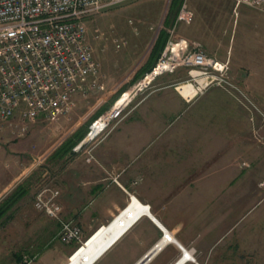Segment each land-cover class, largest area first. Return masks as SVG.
Returning a JSON list of instances; mask_svg holds the SVG:
<instances>
[{
	"label": "crops",
	"instance_id": "1",
	"mask_svg": "<svg viewBox=\"0 0 264 264\" xmlns=\"http://www.w3.org/2000/svg\"><path fill=\"white\" fill-rule=\"evenodd\" d=\"M185 2L189 8L187 0ZM228 2L233 8V0H201V32L198 35L188 28L182 31L184 34L179 33L176 27L181 22L175 20L169 28L174 27L181 36L201 41L209 56L227 63L233 80L264 112V12L240 6L234 16L230 8L227 12L224 10ZM113 91H110L111 96ZM199 95L186 101L174 84H161L126 108L121 120L104 136L86 142L80 151L72 150L60 157L49 158L50 154L32 159L31 137L39 131L43 120L32 123L26 138L11 142L6 159L0 158V172L6 175L0 183V199L14 194L8 201L10 205L13 203L14 210L21 212L11 223L20 227L12 232L11 240H20L12 264H18L23 253L35 256L33 264H68L105 229L117 231V228L122 230L89 264H175L182 256L177 243L194 249L195 262L184 264H201L204 260L201 259V194L206 189L201 187L200 179L210 176L237 179L250 167L253 153L248 155V152L253 150V142L247 133L239 132L244 127L243 109L220 88L214 96L223 116H219L216 129L225 132V138L218 142L227 147L224 152L222 148L214 150L210 155L213 158L205 159L207 155L192 153L183 138L157 140L174 115ZM74 100L75 106L70 113L52 124V129L61 133L52 152L85 118L94 120L109 108L108 102L102 104L100 100L90 106V101L80 95H75ZM240 145L245 147L244 158L237 154ZM90 155L92 159L88 160ZM35 170L39 175L38 186L50 185L59 190L57 200L61 205V218L80 228L86 244L60 242L58 221L34 210V195L29 198L32 182L28 185L26 180ZM190 179L194 180L190 182ZM12 184L14 191L8 188ZM131 194L140 204L148 205V213L136 215L132 210L133 219H116L128 207ZM215 206L227 208L226 204ZM235 223H226L225 233L233 229ZM100 228L103 229L98 231ZM161 228L174 241L163 242ZM222 236L220 234L216 242ZM236 249L237 241L224 246L219 258L225 261L214 264H234L231 260L236 258Z\"/></svg>",
	"mask_w": 264,
	"mask_h": 264
},
{
	"label": "built area",
	"instance_id": "2",
	"mask_svg": "<svg viewBox=\"0 0 264 264\" xmlns=\"http://www.w3.org/2000/svg\"><path fill=\"white\" fill-rule=\"evenodd\" d=\"M127 1L130 0H0V133L7 131L11 137L21 138L36 120L51 123L70 113L75 106V95L86 97L91 91L104 90V84L99 80L100 63L93 57L85 18ZM240 6L264 12V0H233L234 16ZM193 17L183 0L175 22L190 24ZM167 32L168 39L155 65L128 91L126 104L114 108V102L111 108L98 115L73 151H80L86 142L109 132L121 120L122 109L136 91L142 90L156 77L173 73L181 67L188 69L189 78L174 83V87L186 101L211 86L221 87L247 112L256 137L253 131L256 115L264 124V112L233 80L227 63L209 56L200 42L177 34L174 27ZM94 33L95 37L106 39L105 33L99 29ZM112 43L115 51L126 45V41L116 38ZM184 84L194 87L192 96L178 90ZM91 159L90 155L88 160ZM58 196L59 190L55 187L40 185L34 193L32 206L37 212L58 221L57 238L60 242L82 245L80 228L61 218ZM133 200L131 194L128 206L132 210L138 214L148 213V205ZM161 229L163 242L174 241L164 228ZM177 246L182 256L175 264L182 259L181 264L195 262L192 247L186 249L178 243ZM34 259V255L23 253L18 264H33Z\"/></svg>",
	"mask_w": 264,
	"mask_h": 264
},
{
	"label": "rangeland",
	"instance_id": "3",
	"mask_svg": "<svg viewBox=\"0 0 264 264\" xmlns=\"http://www.w3.org/2000/svg\"><path fill=\"white\" fill-rule=\"evenodd\" d=\"M170 1L130 0L108 7L85 18L88 40L93 49V57L100 63L99 80L104 84V90L91 91L86 97H83L85 100L90 101V106L100 100L101 102L99 101V103L102 104L108 102L109 108L115 102L114 108H116L125 100L128 91L142 79L140 78L130 83L136 71L148 59L160 29L164 28L163 22L167 15ZM187 4L194 14L193 21L190 24L179 23L176 31L182 33L185 28H188V31L190 30V32L198 35L201 32V0H187ZM224 6L226 12L229 8L230 12H232L231 2ZM95 29L105 33L104 37L106 39L95 37ZM164 29L167 32L168 27ZM114 38L126 41V45L119 51H115L113 48L112 39ZM188 78V69L184 67L178 68L173 73L156 77L142 90L136 91L137 93L131 97L132 99L130 98L120 115L122 116L126 108L135 105L140 97H143L153 89L159 88L161 84L168 82L174 84ZM121 87L124 89V92H122L124 95L121 96L122 93H120L118 98L112 101ZM113 88L117 89L113 91ZM216 88L217 86L210 87V91L206 95L201 96L200 94L193 103L184 105L173 118L171 117V121L159 133L157 140L183 138L185 143L189 144V149H191L192 153L199 156L201 154L207 155L205 159L213 158L210 155L214 150L217 151L222 148L221 151L224 152L227 147L218 142L225 138V132L216 129L218 118L223 115L222 111L217 108L218 105L215 103L217 99L214 96V92L218 91V88H222ZM111 90L113 91L112 96L110 94ZM230 99L228 97V101H235ZM239 107L241 108V106ZM258 107L262 110L259 105ZM243 111L245 119L241 117V121H243L242 125L244 127L239 132L247 133L253 142V150L248 152V155L253 153L250 167L243 170L237 179H219L213 176L200 179L201 187L206 189L201 194V197H203L201 199V259H204L201 264H214V262L219 260L220 262L225 261L219 258V253L224 252V246L235 244L236 241V258L233 257L231 262H234V264H264V124H261V119L256 115V127L253 130L255 137L251 123L248 120V114L244 109ZM92 121L90 117H87L78 128L87 126L88 131ZM54 122L43 121L42 125L38 127L39 131L32 135L29 149L32 159L49 156L52 153L54 144L61 138L59 137L61 133H57L52 129ZM28 133L21 138L11 137L7 131L0 133V158L6 159L7 154L10 152L8 148L10 143L26 138ZM232 148L234 149L235 147L232 146ZM237 154L239 158H244L245 147L237 146ZM199 163L201 164V161ZM5 176L4 173L0 172V183ZM38 177L39 175L35 170L26 180V184L32 182L29 198L34 195L38 187ZM193 180L190 179V182ZM231 182L233 183L232 185H230ZM26 184H23V187ZM13 186V184L12 186L9 185L8 188H13ZM14 189L15 187L12 191ZM8 195L0 199V205L10 200L14 194L10 196L9 193ZM23 198L25 200L27 197L25 198L24 196ZM217 203L226 204L227 208L217 209L215 206ZM13 206V203L9 205L4 215L0 218V264H12L13 254L20 246V240H18L19 242L11 240L15 230L20 228L11 225V223L15 221L13 218L16 214L19 217L21 214V212L14 210ZM233 222H236L233 229L225 233L224 225L226 223L233 224ZM220 234H223L220 239V241H223L221 244H219L220 241L216 242Z\"/></svg>",
	"mask_w": 264,
	"mask_h": 264
},
{
	"label": "trees",
	"instance_id": "4",
	"mask_svg": "<svg viewBox=\"0 0 264 264\" xmlns=\"http://www.w3.org/2000/svg\"><path fill=\"white\" fill-rule=\"evenodd\" d=\"M183 3V0H171L168 8L167 15L164 19V28H169L172 26L173 21L176 18V15L179 11V8L181 4ZM160 29L158 36L155 40L154 46L148 56V59L146 62L137 70V72L134 74V77L130 83L135 82L136 80L142 78L146 73H148L152 67L155 65L158 57L160 56L166 41L168 39V33L165 29ZM124 89H122L112 101L118 98L119 94L123 92ZM112 103V102H111ZM87 132V126H82L78 128L72 135L67 137L49 156L50 157H60L64 156L65 154H68L72 151V147L79 142L81 139L84 138L85 134ZM10 202L7 201L6 203L0 205V218L4 215L7 208L9 207ZM78 247V246H77ZM76 247V248H77Z\"/></svg>",
	"mask_w": 264,
	"mask_h": 264
},
{
	"label": "bare ground",
	"instance_id": "5",
	"mask_svg": "<svg viewBox=\"0 0 264 264\" xmlns=\"http://www.w3.org/2000/svg\"><path fill=\"white\" fill-rule=\"evenodd\" d=\"M144 82L146 83V80ZM178 90L182 92L183 94H187L190 96H192L195 92L194 87H192L189 84H184L178 87ZM128 98H129V94L126 96L125 100L121 102V104L117 106L116 108H121L122 106H124L126 102L128 101ZM135 200L133 201L135 202ZM125 217L128 220H131L134 218L132 214L131 206H128V208L123 212V215L119 219L120 220L126 219ZM101 229L103 228H100L98 231H100ZM121 230L122 228H117V231H111L109 229H105L92 242H90L91 244L83 248V250L77 256H75L68 264H89L91 263L102 252V250H104L109 245V243H111L112 239H114L113 236L115 234L117 235V233H119ZM84 244H86V242ZM182 261L183 259L177 262L176 264H181Z\"/></svg>",
	"mask_w": 264,
	"mask_h": 264
},
{
	"label": "water",
	"instance_id": "6",
	"mask_svg": "<svg viewBox=\"0 0 264 264\" xmlns=\"http://www.w3.org/2000/svg\"><path fill=\"white\" fill-rule=\"evenodd\" d=\"M78 247H79V246H78ZM78 247H77V248H78ZM77 248H76V249H77ZM76 249H75V250H76ZM75 250H74V251H75Z\"/></svg>",
	"mask_w": 264,
	"mask_h": 264
}]
</instances>
